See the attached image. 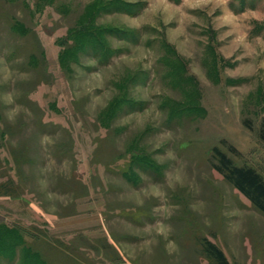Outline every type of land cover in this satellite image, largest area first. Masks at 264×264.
I'll list each match as a JSON object with an SVG mask.
<instances>
[{
    "label": "rangeland",
    "instance_id": "obj_1",
    "mask_svg": "<svg viewBox=\"0 0 264 264\" xmlns=\"http://www.w3.org/2000/svg\"><path fill=\"white\" fill-rule=\"evenodd\" d=\"M264 0H0V264H264Z\"/></svg>",
    "mask_w": 264,
    "mask_h": 264
},
{
    "label": "trees",
    "instance_id": "obj_2",
    "mask_svg": "<svg viewBox=\"0 0 264 264\" xmlns=\"http://www.w3.org/2000/svg\"><path fill=\"white\" fill-rule=\"evenodd\" d=\"M261 137L264 139V122ZM213 152L216 170L264 213V175L252 166L236 164L233 158L219 147H214ZM205 250L220 264H229L224 251L208 239L205 240Z\"/></svg>",
    "mask_w": 264,
    "mask_h": 264
}]
</instances>
